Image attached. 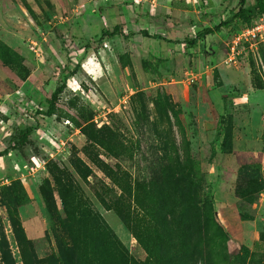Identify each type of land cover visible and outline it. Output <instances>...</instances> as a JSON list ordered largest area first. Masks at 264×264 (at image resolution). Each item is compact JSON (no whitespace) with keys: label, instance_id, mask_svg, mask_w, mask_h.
<instances>
[{"label":"rangeland","instance_id":"374dc122","mask_svg":"<svg viewBox=\"0 0 264 264\" xmlns=\"http://www.w3.org/2000/svg\"><path fill=\"white\" fill-rule=\"evenodd\" d=\"M174 1L0 0V151L8 149L0 156V264L58 257L64 235L50 223L40 192L44 183L54 189L52 165L69 171L82 196L143 261L137 241L100 202L99 195L108 199L117 189L94 161L143 181L175 154L193 160L203 176V193L222 212L228 253L246 248L244 264L252 256L264 264V190L251 204L235 191L242 168L264 178V44L244 47L237 62L226 65V43L243 21L199 34L229 17L238 0H186L188 12L176 14ZM127 9L146 11L152 34L163 38L175 29L163 25L174 24L171 17L193 28L173 35L183 45L163 47L138 31L134 36L137 23L122 13ZM137 22V28L143 24ZM115 26L117 32L108 35ZM252 70L262 87L252 83ZM89 126L111 130L118 157L91 149ZM26 128L31 130L21 141ZM76 158L91 169L86 181L76 174ZM12 184L23 193L16 203L18 228L3 196ZM54 197L63 218L55 191Z\"/></svg>","mask_w":264,"mask_h":264},{"label":"trees","instance_id":"16d2710c","mask_svg":"<svg viewBox=\"0 0 264 264\" xmlns=\"http://www.w3.org/2000/svg\"><path fill=\"white\" fill-rule=\"evenodd\" d=\"M263 11L264 0L252 3L238 0L229 17L199 35L204 37L229 28L237 20H242L243 25L250 24ZM118 29L115 26L107 34L113 35ZM187 44L194 46L192 40H188ZM252 83L257 88L262 87L254 70ZM63 87L60 85L52 92L47 115L53 113L56 97ZM30 130H24L20 135L21 141H25ZM86 131L91 149H102L108 156L118 157L116 139L109 128L97 131L89 126ZM228 136L229 132L225 131L223 142ZM7 152L8 149L0 151V156ZM94 163L117 189H111L113 194L108 199L97 192L102 206L117 215L145 253L144 260H138L129 252L100 213L82 196L69 171L52 165L50 173L54 189L44 183L40 192L50 223L58 225L64 239L58 243V257L38 264H244L242 257L246 248H239L236 254L228 253L226 233L219 221L221 211L203 193V176L193 160L188 157L181 159L175 154L161 165L157 174L143 181L132 180L128 172L103 160L95 159ZM72 164L76 174L86 181L91 169L79 158L74 159ZM241 172L236 195L251 204L264 190V178L246 168H242ZM18 187L20 185L12 184L3 188L12 223L17 228L16 203L23 195ZM54 191L63 218L59 215ZM18 236L20 241H24L23 235ZM248 264L262 262L252 256Z\"/></svg>","mask_w":264,"mask_h":264},{"label":"crops","instance_id":"0c3cea01","mask_svg":"<svg viewBox=\"0 0 264 264\" xmlns=\"http://www.w3.org/2000/svg\"><path fill=\"white\" fill-rule=\"evenodd\" d=\"M186 0H175L174 2H172L171 4H170V8H171V10H172V12L174 13V14H176V13H179V12H188V10H187V6H186V2H185ZM188 3V2H187ZM122 13L123 14H125V15H127V17H129L130 19H132V20H134V22L136 21V23L138 24V22L137 21H139L140 23H142L143 22V24H141V26H139L138 28H137V24H135L134 25V27H133V29L135 28L136 30H134V36H137V35H140L141 36V38H143L144 40H150V41H152V42H154L155 44L156 43H163V47L165 46H173V45H183L184 43H175L174 41V39H176V38H174L173 37V35L175 36V35H177L175 32L176 31H184V32H186L187 30H190V29H192L193 27H187L186 25H184V23L183 22H181L180 20H178V19H176V18H174V17H171V19H175V23L174 24H172V22H164V26H166L167 24L166 23H169L171 26H174L175 27V29H173V28H171L170 29V35H171V37L170 36H168L167 38H163V37H161L160 35H155V34H152V29L155 27V25L153 24V22L151 21L152 19L151 18H149V17H146L147 16V12L146 11H141V12H138L136 9H135V11L133 10V9H127V10H123L122 11ZM193 13V12H192ZM143 14H146V15H144V19L143 20H141L142 18H139L138 19V17L140 16V15H143ZM165 15H167L168 14V11H166L165 13H164ZM164 14H160V15H158L157 16V19H158V17H159V19H161L160 21H163L162 19H164ZM195 16V18H197L196 17V15H194ZM170 17V16H169ZM172 21V20H171ZM190 21H191V23H192V20L190 19ZM152 22V23H151ZM193 24V23H192ZM159 27V26H158ZM177 28H179V29H177ZM135 31L137 32L138 31V33H140V34H137V33H135ZM154 31H156V30H154ZM213 34V33H212ZM220 71V70H219ZM222 71V70H221Z\"/></svg>","mask_w":264,"mask_h":264},{"label":"built area","instance_id":"2783aa9c","mask_svg":"<svg viewBox=\"0 0 264 264\" xmlns=\"http://www.w3.org/2000/svg\"><path fill=\"white\" fill-rule=\"evenodd\" d=\"M264 44V11L261 12L250 24H245L226 43L227 52L223 63L233 65L244 47L256 49Z\"/></svg>","mask_w":264,"mask_h":264}]
</instances>
